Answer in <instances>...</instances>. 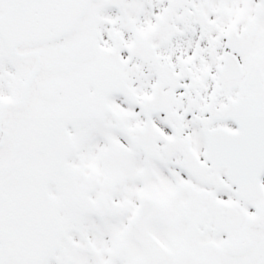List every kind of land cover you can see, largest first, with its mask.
Wrapping results in <instances>:
<instances>
[{
  "label": "snow or ice",
  "instance_id": "6c2138e0",
  "mask_svg": "<svg viewBox=\"0 0 264 264\" xmlns=\"http://www.w3.org/2000/svg\"><path fill=\"white\" fill-rule=\"evenodd\" d=\"M0 264H264V0H0Z\"/></svg>",
  "mask_w": 264,
  "mask_h": 264
}]
</instances>
